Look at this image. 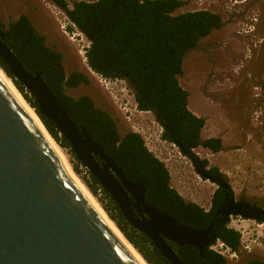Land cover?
<instances>
[{
	"label": "trees",
	"instance_id": "trees-1",
	"mask_svg": "<svg viewBox=\"0 0 264 264\" xmlns=\"http://www.w3.org/2000/svg\"><path fill=\"white\" fill-rule=\"evenodd\" d=\"M51 2L88 40L89 46L84 53L88 68L106 80L124 81L132 92L137 109L151 113L162 128L163 140L178 142L186 154L197 147L212 153L221 151L219 138L201 139L205 120L188 109V93L178 81L185 54L212 31L222 28L223 22L217 13L198 10L174 14L176 9L186 4L181 0L75 1L71 8L66 0ZM0 32L2 41L21 66L28 73L40 74L70 120L102 147L126 178L141 181L146 194L159 197L161 204L169 200V210L195 229L208 225L223 199L221 188L214 191L208 212L195 203L185 202L169 185L170 175L164 163L147 149L140 135L125 132L121 136L112 115L96 107L89 96L75 98L67 95L66 89L88 84V78L79 71L66 75L62 54L45 45L44 37L25 15L18 16L7 25L0 21ZM0 67L12 78L25 101L35 109L50 136L66 149L74 172L80 174L78 167L86 172L87 179L80 178L90 193L96 197L97 191H101L98 198L101 207L143 259L148 264H170L144 235L127 228L117 205L80 165L55 124L39 113L34 98L13 79L1 58ZM261 90L264 96V82ZM202 164L206 165V161L202 160ZM211 170L209 174L220 175L217 168L212 167ZM215 233L217 239L236 249L239 239L236 231L217 227ZM177 256L183 264H224L219 254L207 248L203 258L189 246L179 248Z\"/></svg>",
	"mask_w": 264,
	"mask_h": 264
},
{
	"label": "rangeland",
	"instance_id": "rangeland-1",
	"mask_svg": "<svg viewBox=\"0 0 264 264\" xmlns=\"http://www.w3.org/2000/svg\"><path fill=\"white\" fill-rule=\"evenodd\" d=\"M75 1L95 0H66L69 8ZM181 1L186 4L174 14L209 10L217 13L223 22L220 30L212 31L185 54L178 76L180 86L188 93L189 110L205 120L201 139L219 138L222 143V149L217 153L196 148L195 157L218 169L221 178L231 187L234 198L263 196L264 0H205L202 6L200 0ZM20 15L29 19L44 37L46 46L62 54L66 75L79 71L88 78V84L66 89L67 95L89 96L96 107L112 115L120 135L125 132L140 135L147 149L166 166L172 188L187 201L208 209L217 186L195 171L189 157L161 138L162 128L151 113L147 116L138 114L142 111L137 109L124 81L106 80L89 71L84 58L88 40L83 35L76 36L78 30L64 12L50 0H0L2 23L7 25ZM62 150L69 161L70 155L66 149ZM78 169L79 175L74 172L78 178H86V172L81 167ZM94 198L100 205L98 197ZM239 225L238 221L233 223L242 231Z\"/></svg>",
	"mask_w": 264,
	"mask_h": 264
},
{
	"label": "water",
	"instance_id": "water-1",
	"mask_svg": "<svg viewBox=\"0 0 264 264\" xmlns=\"http://www.w3.org/2000/svg\"><path fill=\"white\" fill-rule=\"evenodd\" d=\"M0 58L13 79L34 98L39 113L55 124L81 166L120 207L119 197H122V191L118 192L121 189L108 171L111 169L119 175L124 184V178L120 176L121 169L104 154L102 147L82 127L70 120L40 74L28 73L21 66L2 41L1 32ZM0 70L13 84L12 78L1 67ZM13 86L15 87L14 84ZM16 90L18 91L17 88ZM31 108L41 127L50 136L35 109ZM53 141L56 142L54 139ZM173 145L182 155L193 154L191 150L186 154V150L178 142ZM95 155H99L105 164L99 165L93 158ZM196 171L201 177L227 191L228 200L217 209L215 215L222 214L223 218L229 215L228 207L238 206V203L234 202L228 182L213 178L206 173L205 168ZM255 209L262 211L260 208ZM102 210L106 213L103 208ZM106 215L108 216L107 213ZM108 218L122 233L116 222L109 216ZM214 222L215 219L205 230L196 231L189 237L178 234L164 236L180 245L186 243L197 246L202 251L204 246L217 238L213 229ZM144 232L150 236L147 231ZM124 238L128 241L125 236ZM151 239L170 264H183L160 238ZM0 264H138L69 178L64 165L54 154L42 132L1 80Z\"/></svg>",
	"mask_w": 264,
	"mask_h": 264
},
{
	"label": "flooded vegetation",
	"instance_id": "flooded-vegetation-1",
	"mask_svg": "<svg viewBox=\"0 0 264 264\" xmlns=\"http://www.w3.org/2000/svg\"><path fill=\"white\" fill-rule=\"evenodd\" d=\"M195 156L196 155L193 156V154L192 157L187 156L190 158L191 162L193 163L195 171L205 168L206 173L208 174L209 172L212 173L211 170L212 167L203 165L202 160H199ZM93 158L99 165L105 164V161L99 155H95L93 156ZM119 168L120 167H118V169ZM120 171L122 172V170ZM108 172L114 178V180L118 184V187L121 189L118 192L120 193L122 191V197H119V200H121L120 202L121 206L119 207L115 199L110 197L108 194L107 195L117 205L120 214L123 217L125 224L127 225V228L136 231L138 234L144 235L160 252V254L161 251L156 247L151 237L157 238V240H159L160 238L164 242V244L176 256L179 248L189 246L195 248L199 254V257L203 258L204 251L206 248L215 252L214 250L211 249V247L215 244L216 240L219 239L216 238L214 241L209 242L206 246L203 247L202 251H200L197 246H191L186 243L180 245L175 242H172L164 235L178 234L179 236L182 237H189L193 235L194 232L196 231L205 230L214 219H215V222L213 224L214 230H216L217 227H224L227 229H231V226L233 227V223L238 221L241 223V225L239 226L242 227V231L238 229L239 231L237 233L239 234V239L236 249L234 250L230 248L228 245H226L227 248L221 250L220 256L223 258L224 264H264V234H262L264 232V195L259 197L240 195L238 198H234V202L238 203V206H229L228 207L229 215L223 218L222 214H218L217 216L215 215L217 209L220 206H222L227 199L226 198L227 191L222 189L224 192L223 199L221 201V204L214 212L208 225L202 229H195L194 227L187 224L186 221L183 220L184 218L180 219L177 216V214L169 210L168 208L170 204L169 200L164 201V203L161 204L159 197L148 196L146 194L147 190L145 189L141 181L138 180L133 181L129 178H126L123 172L122 173L120 172L121 174L120 176H122L125 181V183L123 184L121 182L119 175H117L111 169H109ZM209 175L211 176L212 174ZM212 177L216 179L217 178L223 179L221 178V175H212ZM169 185L171 186L170 182ZM230 191H232V189ZM183 200L185 202H192V201H187L184 198ZM211 203H212V198H211ZM210 207L208 209H203L202 207L201 208L204 210V212H208ZM233 207H239V208L235 209ZM255 208H260L262 211L256 210ZM234 210H236L235 213ZM233 217L238 218V220L235 221L232 220ZM144 231H147L150 234V236L146 234Z\"/></svg>",
	"mask_w": 264,
	"mask_h": 264
},
{
	"label": "bare ground",
	"instance_id": "bare-ground-1",
	"mask_svg": "<svg viewBox=\"0 0 264 264\" xmlns=\"http://www.w3.org/2000/svg\"><path fill=\"white\" fill-rule=\"evenodd\" d=\"M80 36L81 34L77 33L76 36ZM89 71H91L89 69ZM92 72V71H91ZM0 80L5 85V87L10 91V93L15 97V99L20 104L23 111L28 115V117L32 120V122L39 128V130L42 132L44 138L46 139L47 143L49 144L50 148L54 152V154L57 156L59 161L64 165L67 175L69 178L73 181V183L79 188L81 193L85 196L87 201L90 203V205L93 207V209L98 213L99 217L102 219V221L107 225V227L113 232L115 237L119 240V242L123 245V247L129 252V254L134 258V260L138 264H147L144 259L139 255V253L136 251L134 247L118 231L116 226L113 224V222L108 218L106 213L102 210L94 196L90 193V191L85 187V185L82 183V181L78 178V176L74 173V171L71 168V165L67 159L66 154L62 150V148L53 141V139L45 132V130L41 127L34 111L32 108L28 105V103L25 101V99L22 97V95L19 94V92L16 90V88L13 86V84L10 82V80L5 76V74L0 70ZM122 92V91H121ZM123 92H125L123 90ZM128 100H130L128 98ZM131 101V100H130ZM132 102V101H131ZM129 104V103H128ZM133 107L134 103L132 102ZM148 112H138L141 116H147ZM195 115V114H194ZM197 116V115H195ZM178 189V188H177Z\"/></svg>",
	"mask_w": 264,
	"mask_h": 264
},
{
	"label": "built area",
	"instance_id": "built-area-1",
	"mask_svg": "<svg viewBox=\"0 0 264 264\" xmlns=\"http://www.w3.org/2000/svg\"><path fill=\"white\" fill-rule=\"evenodd\" d=\"M199 2V4L202 6L204 3H205V0H200V1H198ZM97 197L99 198V197H101V191L100 190H98L97 191ZM231 229H233L234 231H236V232H238L239 230L238 229H236V227H232L231 226ZM225 248H227V246H226V244L225 243H223L222 241H220V240H216V242H215V244L211 247V249L212 250H214L217 254H221V250L222 249H225Z\"/></svg>",
	"mask_w": 264,
	"mask_h": 264
},
{
	"label": "clouds",
	"instance_id": "clouds-1",
	"mask_svg": "<svg viewBox=\"0 0 264 264\" xmlns=\"http://www.w3.org/2000/svg\"><path fill=\"white\" fill-rule=\"evenodd\" d=\"M195 11H198V10H195ZM207 11H209V10H207ZM79 32V31H78ZM248 32H251V31H248ZM82 35V34H81ZM88 46H89V42H88ZM88 46L86 47V49L88 48ZM84 58H85V54H84ZM189 109V108H188ZM199 117V116H198ZM145 144V143H144ZM172 145H173V143H171ZM146 146V145H145ZM198 148V147H197ZM196 149V148H195ZM195 149H191V151H192V153L194 154V155H196L197 156V154H195L194 153V151H195ZM149 150V149H148ZM151 152V151H150ZM152 153V152H151ZM153 154V153H152ZM154 155V154H153ZM192 155V154H191ZM155 156V155H154ZM184 156H186V155H184ZM156 157V156H155ZM166 167V166H165ZM84 168V167H83ZM196 204V203H195ZM198 205V204H197Z\"/></svg>",
	"mask_w": 264,
	"mask_h": 264
},
{
	"label": "crops",
	"instance_id": "crops-1",
	"mask_svg": "<svg viewBox=\"0 0 264 264\" xmlns=\"http://www.w3.org/2000/svg\"><path fill=\"white\" fill-rule=\"evenodd\" d=\"M195 115H197V114H195Z\"/></svg>",
	"mask_w": 264,
	"mask_h": 264
}]
</instances>
